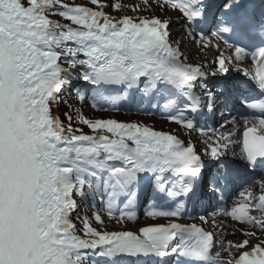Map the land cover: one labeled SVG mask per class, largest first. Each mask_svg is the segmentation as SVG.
<instances>
[{"label": "snow or ice", "instance_id": "snow-or-ice-1", "mask_svg": "<svg viewBox=\"0 0 264 264\" xmlns=\"http://www.w3.org/2000/svg\"><path fill=\"white\" fill-rule=\"evenodd\" d=\"M121 102L175 127L83 112ZM258 234L264 0H0V264H264Z\"/></svg>", "mask_w": 264, "mask_h": 264}, {"label": "bare ground", "instance_id": "bare-ground-1", "mask_svg": "<svg viewBox=\"0 0 264 264\" xmlns=\"http://www.w3.org/2000/svg\"><path fill=\"white\" fill-rule=\"evenodd\" d=\"M121 2L122 3H131V2H133V0H121ZM136 2H139V0H136ZM145 13H147V12H144L143 15ZM121 14H123V13H121ZM127 14L128 15H136L135 13H131V12H128ZM145 15H151V14L150 13H147ZM176 28L177 29L179 28V24L176 25ZM247 65H248V62L246 61L244 63V67H247ZM96 117L97 118L108 119L104 115H100V113L99 114H96ZM150 119H151L150 117H147L146 119H142L141 116H131V115H128L126 117L125 116H122V119L120 121H124V122L137 121V122L145 123V124H147L150 127H154L153 125H156L155 129H160L161 122L160 121H157V120H152L151 121ZM170 126L171 127H175L174 125H170ZM194 135H196V134H194ZM234 148H235L236 152H238V149H237V146L236 145H234ZM105 224H106L108 230H114V229H119V228L123 227L122 225H117L115 221H109V220H107L106 217H105ZM128 224L131 227H140V226H145V225H149V224H158V222H153L151 220H145L144 222H137V223H134V224L128 223ZM229 231L231 232V229H229ZM245 238L246 237L240 236L238 234L237 235H228L227 236V239H229V240H239L240 241V240H243ZM261 239H264V234H258L257 238H252L251 244H257V243L260 242ZM239 241H237V242H239ZM244 250H246V249H244Z\"/></svg>", "mask_w": 264, "mask_h": 264}, {"label": "rangeland", "instance_id": "rangeland-1", "mask_svg": "<svg viewBox=\"0 0 264 264\" xmlns=\"http://www.w3.org/2000/svg\"><path fill=\"white\" fill-rule=\"evenodd\" d=\"M67 2H69V3H76V4H86L87 3V0H67ZM143 14V13H142ZM145 14H147V13H145ZM144 14V15H145ZM116 15H120V14H116ZM74 94V93H73ZM83 112H84V114L87 116V117H89V118H97L96 117V114H99L100 112H96V111H94V110H92L90 107H85L84 109H83ZM100 115H104L105 117H107V118H114V119H116V120H118V121H120L122 118V114L121 113H100ZM142 119H146L145 117H141ZM74 127H81L80 125H76V124H74L73 125ZM162 129V128H161ZM84 131L86 132V133H88V134H91L90 133V131L85 127L84 128ZM241 236V235H240ZM237 241H239V240H235L234 242H237ZM235 250V249H234ZM233 250V251H234ZM225 256H226V254H225ZM227 257V256H226Z\"/></svg>", "mask_w": 264, "mask_h": 264}]
</instances>
